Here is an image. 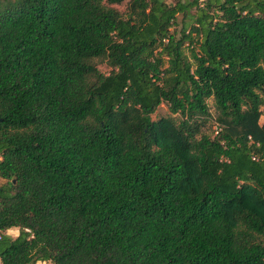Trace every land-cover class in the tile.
Listing matches in <instances>:
<instances>
[{"label": "trees", "instance_id": "1", "mask_svg": "<svg viewBox=\"0 0 264 264\" xmlns=\"http://www.w3.org/2000/svg\"><path fill=\"white\" fill-rule=\"evenodd\" d=\"M124 1L0 0V264H264V0Z\"/></svg>", "mask_w": 264, "mask_h": 264}, {"label": "rangeland", "instance_id": "2", "mask_svg": "<svg viewBox=\"0 0 264 264\" xmlns=\"http://www.w3.org/2000/svg\"><path fill=\"white\" fill-rule=\"evenodd\" d=\"M117 10H119L120 12H123L126 10V0L120 4L119 6H116ZM96 67L98 69V71L102 74H107L108 73V67L105 66V64L101 61H96ZM207 106L208 109L210 111V113H212V107H211V101L208 100L207 101ZM168 112L166 109V106L161 104L157 107V109L155 110L154 114H152L150 116L151 119H157L158 117H163V116H167ZM264 121V116L262 118L258 117L257 123L258 125H260L262 122ZM2 183V181L0 180V184ZM6 234L9 235L10 237H15L17 235V229H9L6 231ZM36 264H48L47 262H37Z\"/></svg>", "mask_w": 264, "mask_h": 264}, {"label": "built area", "instance_id": "3", "mask_svg": "<svg viewBox=\"0 0 264 264\" xmlns=\"http://www.w3.org/2000/svg\"><path fill=\"white\" fill-rule=\"evenodd\" d=\"M259 111H260L259 118H262L264 116V106H262L259 109ZM213 130H214V134H216V132L218 131L217 126L214 125ZM248 139H249V137H248Z\"/></svg>", "mask_w": 264, "mask_h": 264}]
</instances>
